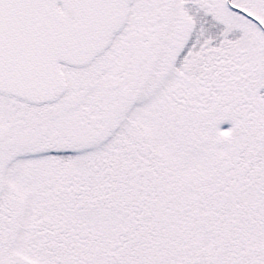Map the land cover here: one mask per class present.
Returning a JSON list of instances; mask_svg holds the SVG:
<instances>
[{
    "label": "snow or ice",
    "instance_id": "snow-or-ice-1",
    "mask_svg": "<svg viewBox=\"0 0 264 264\" xmlns=\"http://www.w3.org/2000/svg\"><path fill=\"white\" fill-rule=\"evenodd\" d=\"M0 264H264V0H0Z\"/></svg>",
    "mask_w": 264,
    "mask_h": 264
}]
</instances>
